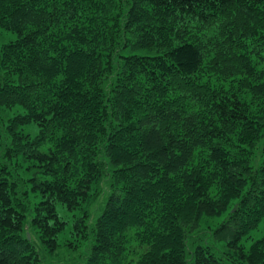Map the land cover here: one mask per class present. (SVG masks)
Segmentation results:
<instances>
[{
  "label": "trees",
  "instance_id": "trees-1",
  "mask_svg": "<svg viewBox=\"0 0 264 264\" xmlns=\"http://www.w3.org/2000/svg\"><path fill=\"white\" fill-rule=\"evenodd\" d=\"M6 33L0 264H264V0H0Z\"/></svg>",
  "mask_w": 264,
  "mask_h": 264
},
{
  "label": "rangeland",
  "instance_id": "rangeland-1",
  "mask_svg": "<svg viewBox=\"0 0 264 264\" xmlns=\"http://www.w3.org/2000/svg\"><path fill=\"white\" fill-rule=\"evenodd\" d=\"M10 36H12V34H8V33H6V34H1V35H0V44H1L2 42L7 41L8 38H9ZM30 131H31L32 133H34V132L36 131V129H30ZM263 226H264V225L261 224L260 230H259V231L252 232V233H251V236H250L249 238H247L246 240H243V243H244L245 245H248V244H249L254 238H256L258 235H260L261 232H262ZM85 246H86V244H83V245L80 247L79 251L82 252V251L84 250Z\"/></svg>",
  "mask_w": 264,
  "mask_h": 264
}]
</instances>
